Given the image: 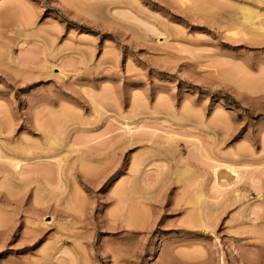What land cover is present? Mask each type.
Returning <instances> with one entry per match:
<instances>
[{
  "label": "rangeland",
  "instance_id": "374dc122",
  "mask_svg": "<svg viewBox=\"0 0 264 264\" xmlns=\"http://www.w3.org/2000/svg\"><path fill=\"white\" fill-rule=\"evenodd\" d=\"M246 7L264 27V0H0V264H264Z\"/></svg>",
  "mask_w": 264,
  "mask_h": 264
},
{
  "label": "bare ground",
  "instance_id": "6f19581e",
  "mask_svg": "<svg viewBox=\"0 0 264 264\" xmlns=\"http://www.w3.org/2000/svg\"><path fill=\"white\" fill-rule=\"evenodd\" d=\"M243 7H245V6H243ZM241 8H242V5H241ZM246 9V12H247V15H245L244 14V16H246L242 21H244V20H248L249 22H250V24H251V26H253L255 29H258V28H261V29H264V27L261 25L262 23H260V22H258V23H256V18L258 17V15L260 14H255L254 13V11L251 9V8H245ZM252 11H253V13H252ZM256 17V18H255ZM255 18V19H254ZM260 18V17H259ZM242 23V22H241ZM243 24H245V23H243ZM238 25V24H237ZM237 25H235V27L237 26ZM241 28H242V26H240ZM244 27V26H243ZM237 28H239L238 26H237ZM153 29V28H152ZM242 30V29H241ZM259 30V29H258ZM237 32V31H236ZM51 71H52V67L50 66L48 69H47V71L46 72H48V73H51ZM44 73H45V71H44ZM46 74V73H45ZM242 80V79H241ZM241 83V82H240ZM243 83V82H242ZM128 129H130L129 127H128ZM50 132V131H49ZM51 133H52V131H51ZM51 133H47V136H45V137H50V134ZM48 134H49V136H48ZM52 137V136H51ZM50 137V138H51ZM53 138V137H52ZM54 138H55V136H54ZM53 138V139H54ZM52 139V140H53ZM48 140H49V138H48ZM52 140H50V141H48V143L53 147V149H55V147L57 146V141H52ZM55 140V139H54ZM56 142V143H55ZM50 145H47V146H50ZM50 146V147H51ZM76 146V145H75ZM58 147H59V151H60V147H61V145L59 146L58 145ZM58 147H56V149H58ZM77 147V146H76ZM109 147L110 146H108V148L107 149H109ZM74 148V147H73ZM72 148V151L74 150ZM106 148H104V149H106ZM55 149V150H56ZM63 149V148H62ZM77 149V148H76ZM75 149V150H76ZM103 149V150H104ZM69 150H71V148H69ZM68 149L67 150H64V151H66V152H60L61 153V155L64 157H66V155H68L69 153L68 152H70ZM95 150H97V152H99L98 151V149H95ZM59 153V154H60ZM99 153H101V152H99ZM59 154H58V156H59ZM61 155L59 156V157H61ZM2 158V157H1ZM3 159H4V157H3ZM5 160H7L10 164H11V166L13 167V169H15V171H16V173L18 172V174L20 173L21 174V172H19V168H20V166H21V162H22V159L20 158H18V157H14V156H11V157H7V158H5ZM58 160L59 159H57V162H58ZM60 161H62V157L60 158V160H59V162L58 163H60ZM191 171V167H190V165H185L184 167H182V169L180 168V170L179 171H177V176H178V178L179 177H182L183 178V176H186V177H188L189 175H187V174H189V172ZM191 173V172H190ZM159 176V175H158ZM181 178V179H182ZM186 179V178H185ZM184 179V180H185ZM188 179V178H187ZM183 181V180H182ZM186 181V180H185ZM188 181L190 182L191 181V179L190 180H187L186 182L188 183ZM193 181V180H192ZM183 184H184V182H182ZM146 184V183H145ZM148 185V184H147ZM187 185H189V184H187ZM185 186V185H184ZM59 188H61V186L59 187ZM189 189L191 188V187H188ZM187 188V189H188ZM186 190V189H185ZM196 190V189H195ZM194 190V191H195ZM198 191V190H197ZM195 194V193H194ZM207 195V194H206ZM206 195H205V193L202 191V190H200V191H198V193H196L194 196H190L191 197V199L190 200H188V202H187V204L189 203V204H191L192 206V208L194 209V211L195 210H197V209H195L194 207H197V208H200V206H202V202H204L205 200L207 201V197H206ZM210 198V197H209ZM237 200H238V198L237 197H235ZM235 198H233L234 200H236ZM76 199V198H75ZM126 199H128V198H126ZM187 200V199H186ZM233 200V201H234ZM72 202L74 203V199L72 200ZM77 203H78V201H77ZM206 204V203H205ZM207 205V204H206ZM206 208H208L207 206H205ZM134 209V208H133ZM201 209V208H200ZM200 209H198L199 211H200ZM204 209V207H202V209L201 210H203ZM194 211L191 213V217H192V214L194 213ZM198 211V213H200L201 214V211L199 212ZM134 212H136V210L134 211ZM191 212V211H190ZM196 213V212H195ZM195 213H194V215H195ZM199 214V215H200ZM202 214H203V212H202ZM202 214L200 215V217H202ZM207 214V213H206ZM206 214H205V216H206ZM137 215V214H136ZM136 215H134V217H136ZM138 215H139V213H138ZM193 215V216H194ZM131 216L133 217V214H131ZM204 216V215H203ZM191 217H189V218H191ZM199 217V218H200ZM140 218V217H139ZM194 218V217H193ZM193 218H191V220L193 221ZM196 218V217H195ZM203 218V217H202ZM137 219V220H136ZM136 221H138V218L136 217ZM209 219V218H208ZM198 218H196V222L198 223ZM201 221H202V219H201ZM204 221H206L205 220V217H204ZM203 222V221H202ZM129 223V222H128ZM139 223H141V222H139ZM138 223V224H139ZM184 224H185V222H183ZM193 223L195 224V222L193 221ZM205 223H208V221L207 222H205ZM130 224V226H131V224H132V226H134V222H131V223H129ZM136 225V224H135ZM193 225V224H192ZM208 225V224H207ZM211 224H209V226H210ZM137 226H139V225H136V227ZM194 226V225H193ZM142 227H143V225H142ZM132 232V231H131ZM187 255H188V253H186ZM193 255H196V254H193ZM222 261V263L221 264H223L224 262H223V260H221ZM212 264V263H211Z\"/></svg>",
  "mask_w": 264,
  "mask_h": 264
}]
</instances>
